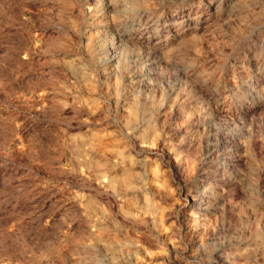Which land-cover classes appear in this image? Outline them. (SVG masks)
Listing matches in <instances>:
<instances>
[{
	"label": "rangeland",
	"instance_id": "rangeland-1",
	"mask_svg": "<svg viewBox=\"0 0 264 264\" xmlns=\"http://www.w3.org/2000/svg\"><path fill=\"white\" fill-rule=\"evenodd\" d=\"M0 264H264V0H0Z\"/></svg>",
	"mask_w": 264,
	"mask_h": 264
},
{
	"label": "bare ground",
	"instance_id": "bare-ground-1",
	"mask_svg": "<svg viewBox=\"0 0 264 264\" xmlns=\"http://www.w3.org/2000/svg\"><path fill=\"white\" fill-rule=\"evenodd\" d=\"M195 201V200H194Z\"/></svg>",
	"mask_w": 264,
	"mask_h": 264
}]
</instances>
